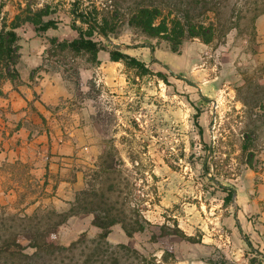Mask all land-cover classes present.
Segmentation results:
<instances>
[{
	"label": "rangeland",
	"instance_id": "1",
	"mask_svg": "<svg viewBox=\"0 0 264 264\" xmlns=\"http://www.w3.org/2000/svg\"><path fill=\"white\" fill-rule=\"evenodd\" d=\"M3 1L8 22L46 5L53 11L47 18L58 21L42 33L30 21L21 24L22 82L2 83L4 220L45 225L51 210H68L84 189L115 185L111 201L140 208L148 220L133 235L121 223L112 227L110 243L138 250L124 249L127 261L264 264V0H213L235 23L211 42L187 39L181 53L130 25L134 0H83L78 11L113 15L112 40L129 45L122 50L149 72L112 60L115 46L97 31V55L60 46L79 35L76 25L89 27L76 18L77 0ZM168 67L200 85L203 96ZM207 159L213 175L237 188L238 213L233 190L206 175ZM93 218L70 216L56 234L59 243L86 255L101 232ZM163 224L194 239L165 234Z\"/></svg>",
	"mask_w": 264,
	"mask_h": 264
},
{
	"label": "trees",
	"instance_id": "2",
	"mask_svg": "<svg viewBox=\"0 0 264 264\" xmlns=\"http://www.w3.org/2000/svg\"><path fill=\"white\" fill-rule=\"evenodd\" d=\"M213 2V0H134L128 7V22L147 36L167 40L172 51L181 53L182 45L187 39L200 38L208 43L217 36L225 35L235 23L234 16L229 18L222 16L220 2L215 4ZM82 3L83 0L75 1L74 13L77 19L87 23L89 27L85 29L76 25L75 29L79 35L71 40L61 41L60 46L75 52L88 51L97 55L103 47L92 35L96 31L110 35V21L113 15L107 11L101 13L96 7L88 6L78 11L77 8ZM5 6L6 2L0 0V95L4 94L2 88L4 81L10 80L15 86L22 82L21 71L18 68L21 46L18 28L21 24L24 21L32 22L38 33L58 26V21L54 17L47 18L53 12L48 5L37 8L23 18L17 15L11 22H8L4 15ZM116 15L117 13L114 16ZM111 59L124 61L129 66L142 69L143 72L150 70L145 61L116 48L111 51ZM111 188L108 190V187L102 186L99 189H84L82 191L84 195L78 196L68 210L60 212L51 210L56 217L51 214L45 225H34L30 224L31 222L7 223L0 215V264H135V260L124 259L126 257L124 249L138 253L137 249L124 243L112 244L107 237L117 223H121L126 232L133 235L146 230L148 220L140 208L119 206L117 200L111 201L112 195L108 192L114 190L115 185ZM78 213H93V223L101 228L100 234L89 245L90 250L86 255L82 251H76L75 244L63 245L56 238L60 226L70 216ZM7 215L9 219H16L15 215ZM28 218L31 220V216ZM162 230L165 234H179L194 239L178 225L172 228L163 224ZM143 264H153V261Z\"/></svg>",
	"mask_w": 264,
	"mask_h": 264
},
{
	"label": "water",
	"instance_id": "3",
	"mask_svg": "<svg viewBox=\"0 0 264 264\" xmlns=\"http://www.w3.org/2000/svg\"><path fill=\"white\" fill-rule=\"evenodd\" d=\"M108 40H110L113 45L115 46L116 49H119V50H122V49H125V48H128L129 45L127 44H123V43H119V42H116L114 40H112L111 36L110 35H106V34H103ZM148 45L152 48V54L154 57H156V52H155V46L152 44V43H148ZM172 72H174L176 75L180 76V77H183L185 78L186 80H188L190 83L196 85L197 87L200 88V94L203 96V92H202V89L200 87V85H198L196 82L192 81L190 78L188 77H184L178 73H176L172 68L168 67ZM205 99H208L205 97ZM209 100V99H208ZM214 101V120H216V105H217V100H213ZM213 150V146L210 147V152ZM204 169H205V172H206V175L213 181H215L218 185L222 186V187H225V188H229V189H232L233 190V197H232V203L236 205V209H237V213H238V210H239V207H238V202H237V195H238V191H237V188L236 187H233V186H228L226 185L225 183H223L218 177H216L215 175H213L208 167V159L205 161V165H204Z\"/></svg>",
	"mask_w": 264,
	"mask_h": 264
}]
</instances>
